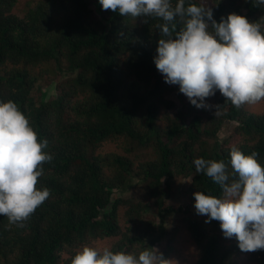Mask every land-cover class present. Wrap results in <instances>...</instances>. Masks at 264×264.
<instances>
[{
	"label": "trees",
	"instance_id": "1",
	"mask_svg": "<svg viewBox=\"0 0 264 264\" xmlns=\"http://www.w3.org/2000/svg\"><path fill=\"white\" fill-rule=\"evenodd\" d=\"M94 1L30 0L20 17L18 0H0V99L17 103L53 156L37 184L50 196L24 226L0 215V264H70L84 244L137 252L153 246L169 260L176 240L165 217L175 213L183 225L173 234L187 231L194 264H264V249L244 252L219 221L205 223L193 195L223 194L196 172V158L227 162L235 145L258 153L264 165V100L251 113L217 91L206 98L211 109H198L178 85L179 102L166 99L172 88L153 60L162 21L124 17ZM203 2L217 22L232 12L264 21V6L253 0ZM52 79L54 96L41 100V85ZM227 122L235 124L220 140ZM178 178L188 180L181 206L167 201ZM132 187L143 200L128 195Z\"/></svg>",
	"mask_w": 264,
	"mask_h": 264
},
{
	"label": "clouds",
	"instance_id": "2",
	"mask_svg": "<svg viewBox=\"0 0 264 264\" xmlns=\"http://www.w3.org/2000/svg\"><path fill=\"white\" fill-rule=\"evenodd\" d=\"M103 10L121 16L156 18L159 39L153 57L169 85H178L198 109H211L206 98L217 91L240 108L264 100V21L232 12L220 21L213 8L195 0H99ZM257 7L264 0H253ZM216 105L215 116L220 115ZM28 117L12 100L0 99V215L20 227L50 196L38 188L44 164L53 156ZM258 153L231 146L229 159L196 158L197 173L209 177L221 196L196 191L194 207L205 223L219 221L225 238L235 237L244 252L264 249V165ZM229 167L231 171H229ZM70 264H169L153 246L139 252L84 244Z\"/></svg>",
	"mask_w": 264,
	"mask_h": 264
},
{
	"label": "rangeland",
	"instance_id": "3",
	"mask_svg": "<svg viewBox=\"0 0 264 264\" xmlns=\"http://www.w3.org/2000/svg\"><path fill=\"white\" fill-rule=\"evenodd\" d=\"M30 0H18L16 7L14 8V12L18 14L20 17L24 15V11L27 8V4ZM89 5L91 7H94L95 5H98V3L94 0H89ZM44 82L41 85L40 91L41 94L39 97H41V100H49L51 99L56 90H55V82L53 79ZM172 88V91L166 96V99H170L176 103L179 102L177 99V86L176 85H170ZM263 109L261 105V101L256 104H244V110L249 111L251 113H259ZM171 115L175 113V110L170 109ZM235 123L227 122L224 124L223 128L219 132L218 138L220 140L226 138L231 133V130L233 129ZM188 187V180L178 178L170 182V190H169V197L167 198V201L169 203H174L177 206H181L183 203V195L185 190ZM128 195L136 196L138 199L143 200L144 196L141 192V190L138 187H132L131 191H128ZM133 193V194H132ZM149 219L155 220V215H148ZM158 220V218H157ZM182 215L180 213L170 214L165 217V224L166 228L169 231V234L171 237H173L176 240V252L171 253V256L169 258V264H194L196 253L194 249V244L192 241H190L189 235L186 230L183 229V227L178 228L176 233L173 234L174 228L176 227V223L183 225L181 223ZM178 251V254H177ZM180 254V256H179Z\"/></svg>",
	"mask_w": 264,
	"mask_h": 264
}]
</instances>
